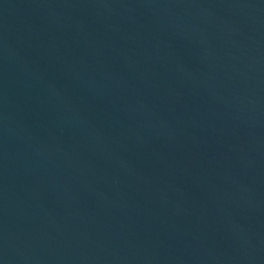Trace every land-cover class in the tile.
<instances>
[{
    "label": "water",
    "instance_id": "95a60500",
    "mask_svg": "<svg viewBox=\"0 0 264 264\" xmlns=\"http://www.w3.org/2000/svg\"><path fill=\"white\" fill-rule=\"evenodd\" d=\"M0 264H264V0H0Z\"/></svg>",
    "mask_w": 264,
    "mask_h": 264
}]
</instances>
